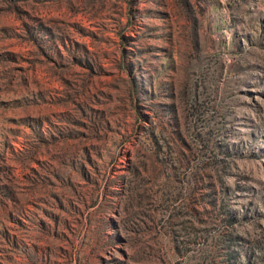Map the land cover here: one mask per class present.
I'll list each match as a JSON object with an SVG mask.
<instances>
[{
    "label": "rangeland",
    "instance_id": "obj_1",
    "mask_svg": "<svg viewBox=\"0 0 264 264\" xmlns=\"http://www.w3.org/2000/svg\"><path fill=\"white\" fill-rule=\"evenodd\" d=\"M0 264H264V0H0Z\"/></svg>",
    "mask_w": 264,
    "mask_h": 264
}]
</instances>
